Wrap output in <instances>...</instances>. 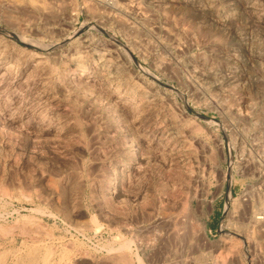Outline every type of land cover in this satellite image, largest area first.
Masks as SVG:
<instances>
[{"label": "rangeland", "instance_id": "1", "mask_svg": "<svg viewBox=\"0 0 264 264\" xmlns=\"http://www.w3.org/2000/svg\"><path fill=\"white\" fill-rule=\"evenodd\" d=\"M129 1L0 0V264H264V0Z\"/></svg>", "mask_w": 264, "mask_h": 264}, {"label": "bare ground", "instance_id": "2", "mask_svg": "<svg viewBox=\"0 0 264 264\" xmlns=\"http://www.w3.org/2000/svg\"><path fill=\"white\" fill-rule=\"evenodd\" d=\"M18 1H20V0H18ZM38 1H40V0H38ZM74 1V0H73ZM90 1V0H89ZM132 1V0H131ZM131 1H129V2H131ZM135 1V0H134ZM139 1V0H138ZM17 2V1H16ZM31 2V1H30ZM126 2V1H125ZM136 2V1H135ZM134 2V3H135ZM19 3H21V2H19ZM32 3V2H31ZM34 3H35V1H34ZM39 3V2H38ZM69 3V2H68ZM123 3V2H122ZM131 3H133V2H131ZM131 3H128V2H126L125 4L126 5H128V6H130V4ZM138 3V2H137ZM150 3V2H149ZM37 4V3H36ZM47 4V3H46ZM94 4V3H93ZM108 4H110V3H108ZM141 4V3H140ZM215 4V3H214ZM31 5V4H30ZM65 5V4H64ZM107 5V4H106ZM133 5V4H132ZM38 7L39 6H41V5H37ZM65 6H67V5H65ZM120 6V5H119ZM135 6H136V3H135ZM165 6V5H164ZM144 7V6H143ZM37 8V7H36ZM40 8V7H39ZM47 8V7H46ZM87 8H88V6H87ZM38 9V8H37ZM44 9V8H43ZM42 9V10H43ZM61 9V8H60ZM45 10V9H44ZM58 10H59V8H58ZM88 11H89V9H88ZM92 11V10H91ZM143 11V10H142ZM48 12H49V10H48ZM163 12V11H162ZM98 14H99V12H98ZM101 14V13H100ZM103 15V14H102ZM51 16V15H50ZM166 17H167V15H165ZM150 18V17H149ZM100 19H102V18H100ZM172 19V18H171ZM170 21V20H169ZM168 21V22H169ZM133 25V24H132ZM185 27H186V25H185ZM184 27V28H185ZM183 29V28H182ZM72 30V29H71ZM167 30V29H166ZM187 32V31H186ZM198 32V31H197ZM170 33V32H169ZM189 33V32H188ZM188 38V37H187ZM204 39V38H203ZM214 40V39H213ZM183 44V43H182ZM214 46V45H213ZM103 54V53H102ZM73 58V57H72ZM163 65V64H162ZM164 66V65H163ZM213 76V75H212ZM224 80V79H223ZM226 98V97H225ZM252 154V153H251ZM247 157V156H246ZM257 169V168H256ZM255 169V170H256ZM246 193V192H245ZM190 204V203H189ZM247 206V205H246ZM238 217V216H237ZM171 220V219H170ZM166 223V222H165ZM28 227V226H27ZM179 227V226H178ZM185 227V226H184ZM37 231V230H36ZM35 231V232H36ZM182 231V230H181ZM21 233V232H20ZM23 233V232H22ZM25 233H27V231L25 232ZM177 234V233H176ZM20 235V234H19ZM30 236H32V235H30ZM48 236V235H47ZM175 236V235H174ZM181 238V237H180ZM31 239V238H30ZM34 242V241H33ZM34 244V243H33ZM38 244V243H37ZM67 244V243H66ZM48 247V246H47ZM45 250V249H44ZM53 250V249H52ZM19 252V251H18ZM221 252V251H220ZM21 254V253H20ZM14 255H15V253H14ZM30 254H28V256H29ZM39 255V254H38ZM52 255V254H51ZM62 255V254H61ZM50 256V255H49ZM54 256H55V254H54ZM87 256V255H86ZM228 256V255H227ZM41 257V256H40ZM62 257V256H61ZM125 257V256H124ZM127 257V256H126ZM17 258V257H16ZM26 258V257H25ZM34 258H36V257H34ZM33 258V259H34ZM48 258V257H47ZM47 258H45V261L47 262L48 261V259ZM123 258V257H122ZM118 260L120 259V258H117ZM32 260V259H31ZM37 260V259H36ZM126 260V259H125ZM30 261V260H29ZM59 261V260H58ZM37 262V261H36ZM123 262H125V261H123ZM181 262V261H180ZM59 263V262H58ZM217 263V262H216ZM28 264V263H27ZM33 264V263H32Z\"/></svg>", "mask_w": 264, "mask_h": 264}]
</instances>
